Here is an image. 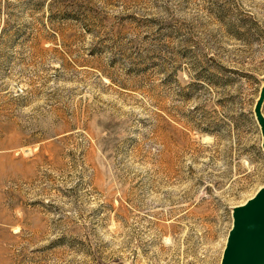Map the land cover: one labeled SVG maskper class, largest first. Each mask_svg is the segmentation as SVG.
<instances>
[{
    "label": "rangeland",
    "instance_id": "obj_1",
    "mask_svg": "<svg viewBox=\"0 0 264 264\" xmlns=\"http://www.w3.org/2000/svg\"><path fill=\"white\" fill-rule=\"evenodd\" d=\"M263 81L264 0H0V264H219Z\"/></svg>",
    "mask_w": 264,
    "mask_h": 264
},
{
    "label": "water",
    "instance_id": "obj_2",
    "mask_svg": "<svg viewBox=\"0 0 264 264\" xmlns=\"http://www.w3.org/2000/svg\"><path fill=\"white\" fill-rule=\"evenodd\" d=\"M264 81L254 104L264 149ZM219 264H264V183L246 200L232 206V224Z\"/></svg>",
    "mask_w": 264,
    "mask_h": 264
}]
</instances>
